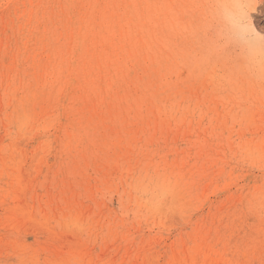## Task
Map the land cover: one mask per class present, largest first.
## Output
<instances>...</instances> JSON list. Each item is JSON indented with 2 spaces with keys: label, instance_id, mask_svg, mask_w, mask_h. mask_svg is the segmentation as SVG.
<instances>
[{
  "label": "rangeland",
  "instance_id": "obj_1",
  "mask_svg": "<svg viewBox=\"0 0 264 264\" xmlns=\"http://www.w3.org/2000/svg\"><path fill=\"white\" fill-rule=\"evenodd\" d=\"M81 1L91 4L100 0ZM109 1V3L102 1V10L99 12L100 19L102 21L104 19L103 22L107 23V36L112 37V34L115 33V39L119 45L124 44L123 51L126 52L118 50L116 54L114 53L113 56H117V58L112 60V64L109 62L111 68L107 69L108 72L112 70V75L116 73V69H120L123 73L128 71L130 78L121 90L122 99L117 102H106L105 106H101L98 109L99 112H96V118L92 117L91 123L86 122L87 133H85V129H79L81 132L77 129L80 133L78 135L80 137L83 135L82 139L78 148H72V153L63 164L56 163L47 169L45 163L42 162L47 149L45 139L48 138L49 131H52L45 128L48 124V117L41 118L38 115L32 117V114L28 120H24L22 114L18 115L16 112H12L10 106H8L10 108L6 105L2 109L0 108V155H5L3 158L0 157V161L4 159V163H0V195L5 197L0 196V264H79L80 262V264H169L171 258H176L175 256L178 257L175 259V263L186 264L192 262L189 260L193 256H199L196 254L198 253L197 249L203 250L204 243L206 249L208 246L211 247L208 248L210 257L217 256L212 251L224 248L227 251L224 256L230 260L237 259L241 264H264V224L262 223L264 222V158L257 156L259 152H264V0H236V2L224 0V3L222 0ZM231 8L235 10L232 11ZM169 14L170 16L172 14L171 18ZM107 20L109 21L107 22ZM241 28L244 29L241 30ZM112 29H115L114 33ZM154 37L157 41L154 40ZM128 50H130L131 56H128ZM162 52L164 53L162 54ZM138 62L140 63L138 64ZM145 69L147 70L145 71ZM102 78L103 72L98 73L97 81L100 83H98L99 88L96 92L97 98H100L105 92ZM152 81L154 82L150 83ZM155 86L157 90H155ZM136 92L138 93L136 94ZM47 107L48 105L41 106L40 109L44 110ZM98 114L101 117H98ZM155 116L156 118L153 120ZM3 117L4 119H2ZM96 119L97 121H95ZM124 122L126 124H123ZM2 123L5 125L3 126ZM109 125L113 128H108ZM136 128L137 131L134 132ZM170 129L172 130L170 131ZM101 131H103L102 135ZM132 133L136 136L131 135ZM175 134H178L175 137L177 139L174 138ZM129 135L131 138L135 137V143ZM139 136L140 138H138ZM145 139L148 140L145 141ZM150 139L151 141H149ZM131 140L132 142H129L128 145L127 141ZM112 141H115V145L111 143ZM190 141L192 142L190 143ZM75 143L76 141H74ZM107 144L110 145V148ZM160 144L163 145L160 146ZM241 144L246 147H242ZM98 145L101 147L99 148ZM248 145L250 146L248 147ZM128 146L130 148L127 150ZM8 147L11 148V152L8 151ZM210 149L211 151H208ZM217 150L219 151L217 152ZM225 150L228 152L226 153ZM224 152L225 155H223ZM72 154L73 156H71ZM199 154H202V157ZM221 154L222 156H220ZM144 155L146 158L142 159ZM8 156H13L11 158L15 159ZM210 159L213 161H208ZM238 159L240 161L237 163ZM254 159L256 165L252 163ZM192 161L194 164L191 163ZM17 162L20 170L16 167ZM217 166L221 170H218ZM127 167L130 169L127 170ZM222 167H226L225 171ZM13 168L16 170L14 171ZM194 168L197 169L196 172H194ZM202 168L206 169L207 174L203 173L205 171ZM39 169L43 170L40 172ZM199 170L203 174L197 173ZM221 171L223 172L221 173ZM16 173L22 174L17 176ZM192 173L196 174L192 176ZM14 175L16 179L13 177ZM226 175L229 176V179ZM200 176H203L202 179ZM171 179L173 182H170ZM224 181H229L228 186ZM199 183L201 186H197ZM215 183L217 188L213 187L211 190L213 185L216 186ZM5 184L8 185L7 188ZM220 184L222 186L225 184L226 187L222 188ZM247 184L251 185V190L248 194L244 193V196L249 195V197L243 203L248 216H243V214L237 213L234 207L240 204L237 201L243 194V192L241 193L242 186ZM12 188L13 191L10 190ZM208 189L209 192L204 194ZM213 189L215 190L213 191ZM258 189L262 190V193L258 192ZM201 193L203 197L198 195ZM15 196L18 198L15 199L16 201L14 200ZM14 202L15 209L11 205ZM7 205L8 208L13 209L12 211H16L15 215L11 210L9 213L5 209ZM214 212L215 215H213ZM6 213L9 214V217H6ZM237 218L238 220H236ZM201 220L202 222H199ZM205 231H207L206 234ZM219 233L220 235H218ZM218 239L219 241L216 242ZM171 240L174 244L172 246L170 245ZM236 240L241 241L242 244L239 245ZM199 241L200 246L197 245ZM182 242L184 246H182ZM223 243L229 246L225 247ZM191 245H196V249ZM236 245L237 247H235ZM251 246L257 248L258 251L249 261L247 256H243V253L245 254L247 249L249 251ZM175 248L177 250L186 248L187 251L181 252ZM128 249H130L129 254H126ZM171 250L174 253L176 251L177 255L172 254ZM187 252L189 254L185 255ZM210 252L213 254L210 255ZM172 255L174 256L172 257ZM187 257L190 259L187 260ZM112 258L113 260H111ZM178 259L180 262L176 261ZM186 260L187 262H185ZM202 261L201 259L199 264H202ZM173 263L174 259L170 264Z\"/></svg>",
  "mask_w": 264,
  "mask_h": 264
},
{
  "label": "bare ground",
  "instance_id": "obj_2",
  "mask_svg": "<svg viewBox=\"0 0 264 264\" xmlns=\"http://www.w3.org/2000/svg\"><path fill=\"white\" fill-rule=\"evenodd\" d=\"M102 1L103 2H107L109 3V0H100V1H94L91 4H87L85 1H81V0H0V108L2 109V107H4L5 105L10 108L12 110V112H16L18 115H21L22 118L24 120H28L31 115L33 114L32 117H35L34 115H38L39 117H48V124L45 128H47L48 130H52L51 132L49 131V136L47 139H45V145H47V149H46V156L43 159V163H45L47 169H49L50 167H53V165H55L56 163L59 164H63L65 159L70 155L72 148L75 149V147L78 148L79 142L82 139V136L80 137V133H79V129H85V133L86 129L88 128V125L86 124L87 121H91L92 117H95L96 112L98 111V109L101 106H105L106 102L109 101H120L122 99V88H124V84L129 80L130 76L128 71H125L124 73L121 72L120 69H116V73H113V75L111 74V71L108 72L107 68H111V66L109 65V62H111V64L113 63L112 60H114V58H117V56H113L114 53L116 54V52H118V50H122L125 48L124 44H120L118 43V41L115 39V29L113 31L114 34H112V37H110V33L108 34L109 36H107L108 33V29L106 24L100 19L99 12H101L102 10ZM135 1V0H134ZM133 1V2H134ZM159 1V0H158ZM163 1V0H162ZM213 1V0H212ZM224 0H222L223 2ZM228 1V0H227ZM236 2V0H234ZM137 2V1H136ZM134 2V3H136ZM155 2V1H154ZM226 2V1H225ZM229 2V1H228ZM233 2V0L231 1ZM230 2V3H231ZM234 2V3H235ZM115 3V2H114ZM148 3V2H147ZM160 3V2H159ZM216 3V2H215ZM218 3V2H217ZM224 3V2H223ZM222 3V5H224ZM151 4V3H150ZM103 5V4H102ZM140 5V4H139ZM153 5V4H152ZM164 5V4H163ZM221 5V6H222ZM226 5V4H225ZM229 5V3H228ZM235 5V4H234ZM123 6V5H122ZM126 6V5H124ZM159 6V5H158ZM233 6V5H232ZM111 7V6H110ZM157 7V6H156ZM165 7V6H163ZM217 7V6H216ZM122 8V7H120ZM153 8V6H152ZM166 8V7H165ZM229 8V7H228ZM226 8V9H228ZM234 8V7H233ZM107 9V8H106ZM154 10V9H153ZM152 10V12H153ZM218 10H219V6H218ZM221 10V9H220ZM230 10V9H228ZM232 10V8H231ZM235 10V9H234ZM232 10V11H234ZM104 11V10H103ZM117 11V9H116ZM123 11V10H122ZM231 11V13H232ZM105 12V11H104ZM127 12V11H126ZM228 12V11H226ZM106 13V12H105ZM120 13V12H119ZM176 13V11H175ZM225 13V12H224ZM238 13V12H237ZM240 13V12H239ZM243 13V12H242ZM244 14V13H243ZM111 15V14H110ZM137 15V14H136ZM226 15V14H225ZM232 15V14H231ZM235 14H233L234 16ZM124 16V15H123ZM227 16V15H226ZM237 16V15H236ZM106 17V16H105ZM114 17V16H113ZM121 17V16H120ZM169 17H172V14ZM235 17V16H234ZM241 17V16H240ZM242 17H244L242 15ZM104 18V17H103ZM108 19V18H107ZM146 19V17H145ZM151 19V18H150ZM158 19V18H157ZM156 19V20H157ZM165 19V17H164ZM230 19V18H229ZM110 20V19H109ZM107 20V22L109 21ZM114 20V19H113ZM155 20V19H154ZM173 20V19H172ZM111 21V20H110ZM150 21V20H149ZM122 22V21H121ZM164 22V21H163ZM170 23V22H169ZM127 24V23H126ZM154 24V22H153ZM176 24V23H175ZM234 24V23H233ZM237 24V22H236ZM151 25V24H149ZM158 26V25H157ZM238 26V24H237ZM236 26V27H237ZM244 27V26H242ZM127 28V27H126ZM154 28V27H153ZM160 28V27H159ZM170 28V27H169ZM177 28V27H176ZM245 28V27H244ZM243 28V29H244ZM118 29V28H117ZM116 29V30H117ZM144 29V28H143ZM171 29V28H170ZM241 28V30H243ZM178 30V29H177ZM112 33V32H111ZM141 33V31H140ZM168 34V33H167ZM180 34V33H179ZM126 35V33H125ZM124 35V36H125ZM135 35V34H134ZM139 35V34H138ZM156 35V33H155ZM174 36V35H173ZM129 37V36H128ZM131 37V36H130ZM144 37V36H143ZM168 38V37H167ZM157 39V38H156ZM174 39V38H173ZM143 40V39H141ZM155 40V37H154ZM152 41V40H150ZM157 41V40H155ZM154 41V42H155ZM165 41V40H164ZM167 42V41H166ZM177 42V41H176ZM145 43V42H144ZM180 43V42H179ZM164 44V43H163ZM176 44V43H175ZM146 45V44H144ZM153 45V44H152ZM166 45V44H164ZM163 45V46H164ZM149 47V46H148ZM174 47V46H173ZM147 48V47H146ZM178 49V48H177ZM136 50V49H135ZM158 50V48H157ZM160 51V50H159ZM126 52V51H123ZM122 52V53H123ZM128 56H131L130 50L127 51ZM135 52V51H134ZM158 52V51H157ZM155 53V52H154ZM164 52H162L163 54ZM175 53V52H174ZM121 54V53H120ZM159 55V54H158ZM177 55V54H176ZM175 55V56H176ZM126 56V55H125ZM152 57V56H151ZM122 58V57H121ZM125 58V57H124ZM161 58V57H159ZM169 58V56H168ZM137 59V58H136ZM119 60V59H118ZM129 60V59H128ZM145 60V59H144ZM176 60V59H175ZM126 61V59H125ZM136 61V60H135ZM154 61V59H153ZM157 61V60H156ZM155 61V62H156ZM179 61V60H178ZM190 61V60H189ZM146 62V60H145ZM177 62V60H176ZM140 62H138L139 64ZM144 66V65H142ZM141 66V67H142ZM155 67V65H154ZM145 68V67H144ZM159 68V67H158ZM164 68V67H163ZM91 69V70H90ZM138 69V68H137ZM115 70V69H114ZM143 70V69H142ZM147 69H145L146 71ZM154 70V69H153ZM188 70V69H186ZM165 71V70H164ZM191 71V70H190ZM103 72V78H102V82L104 84V95H102L100 98L96 97V92L98 87V73ZM130 72V71H129ZM134 73V72H133ZM139 73V71H138ZM156 73V72H155ZM154 73V74H155ZM156 75V74H155ZM139 76V75H138ZM162 76V75H161ZM100 77V76H99ZM132 77V76H131ZM156 77V76H155ZM140 78V77H139ZM138 78V79H139ZM164 78V77H163ZM158 80H160L159 78H157ZM101 80V78H100ZM146 80V79H145ZM144 80V82H145ZM149 80V78H148ZM147 80V81H148ZM153 80V79H152ZM156 80V79H155ZM162 80V79H161ZM101 82V83H102ZM154 81L150 82L153 83ZM156 83V82H155ZM158 83V82H157ZM202 83V82H201ZM163 84V83H161ZM100 85V84H99ZM102 85V84H101ZM156 85V84H155ZM130 86V84H129ZM148 86V85H147ZM128 88V86H126ZM125 87V88H126ZM135 87V86H134ZM151 87V86H150ZM102 88V87H101ZM126 88V89H127ZM157 87L155 86V90ZM101 89V90H103ZM132 89V87H131ZM141 89V88H140ZM150 89V88H149ZM125 90V89H124ZM128 90V89H127ZM137 90V89H136ZM154 90V91H155ZM127 92V91H124ZM133 92V90H132ZM130 93V92H129ZM138 92H136L137 94ZM155 93V92H154ZM99 94V93H98ZM103 94V93H102ZM126 94V93H125ZM157 95V94H156ZM155 95V96H156ZM100 96V95H99ZM126 96V95H125ZM135 96V95H134ZM159 96V95H157ZM146 98V97H145ZM159 98H161L159 96ZM140 99V97H139ZM148 99V98H147ZM126 100V99H125ZM132 101V100H131ZM138 101V100H137ZM114 102V103H115ZM126 102V101H125ZM147 103V102H146ZM148 103H149V99H148ZM109 104V103H107ZM123 104V103H122ZM121 104V105H122ZM153 104V103H152ZM48 105V107L44 110H41L40 107L41 106H46ZM128 105V104H127ZM133 105V104H132ZM141 105V104H140ZM145 105V104H144ZM148 106V104H146ZM154 105V104H153ZM117 106V105H116ZM131 106V105H130ZM146 106V108H147ZM39 107V108H38ZM110 107V106H108ZM112 107V106H111ZM118 107V106H117ZM122 107V106H121ZM43 108V107H42ZM129 108V107H128ZM140 108V106H139ZM152 108V107H151ZM38 109V110H37ZM116 109V108H114ZM126 109V108H125ZM148 109V108H147ZM10 110V111H11ZM40 110V111H39ZM108 110V109H107ZM122 110V109H121ZM124 110V109H123ZM263 110V109H262ZM125 111V110H124ZM146 111V110H145ZM150 111V110H149ZM153 108H152V112H153ZM99 112V111H98ZM108 112H110V110H108ZM129 112H131L129 110ZM219 112V111H217ZM9 115V112H7ZM102 113V112H101ZM115 113V112H114ZM145 113V112H144ZM109 114V113H108ZM107 114V115H108ZM193 114V113H192ZM214 114V113H213ZM6 115V116H7ZM106 115V117H107ZM123 115V113H122ZM146 115V114H145ZM155 115V114H154ZM13 116V115H12ZM16 116V115H15ZM100 116V114H98V117ZM126 116V115H125ZM123 116V117H125ZM193 116V115H192ZM218 116V114H217ZM20 117V116H19ZM101 117V116H100ZM105 117V118H106ZM122 117V119H123ZM143 117V115H142ZM150 117V116H149ZM203 117V115H202ZM8 118V117H7ZM96 118V117H95ZM156 118V116L153 118V120ZM4 119V117L2 118ZM1 119V121H2ZM22 119V120H23ZM144 119V118H143ZM218 119V118H217ZM20 120V121H22ZM23 120V122H24ZM102 120V119H101ZM138 120V118H137ZM145 120V119H144ZM148 120V119H147ZM146 120V122H147ZM160 120V119H159ZM163 120V119H162ZM165 120V119H164ZM15 121V119H14ZM17 121V120H16ZM41 121V120H40ZM97 121V119L95 120ZM139 121V120H138ZM157 121V120H156ZM13 122V121H12ZM22 122V123H23ZM26 122V121H25ZM126 122V121H125ZM123 124H126V123ZM135 122V121H134ZM141 122V121H140ZM170 122V121H168ZM91 123V122H90ZM89 123V124H90ZM110 123V122H109ZM148 123V122H147ZM164 123V122H163ZM173 123V122H171ZM170 123V124H171ZM183 123V122H182ZM3 126L5 125V123H2ZM14 124V123H12ZM18 124V123H17ZM95 124V123H94ZM129 124V123H128ZM133 124V123H132ZM131 124V125H132ZM138 124V123H137ZM166 124V123H165ZM185 124V123H184ZM183 124V125H184ZM190 124V123H189ZM188 124V127L190 126ZM93 125V124H91ZM99 125V124H98ZM105 126V124H103ZM108 125V124H106ZM180 125V124H179ZM12 126V125H10ZM16 126V125H15ZM103 126V127H104ZM110 126V125H109ZM118 126V125H116ZM169 126V125H168ZM172 126V125H171ZM1 127V125H0ZM14 127V126H13ZM18 127V126H17ZM16 127V128H17ZM38 127V126H37ZM106 127V126H105ZM104 127V128H105ZM112 126L108 127L111 128ZM126 127V126H125ZM129 127V126H128ZM10 128V127H9ZM35 128V127H34ZM96 128V127H95ZM113 128V127H112ZM111 128V129H112ZM116 128V127H115ZM127 128V127H126ZM130 128V127H129ZM134 128V127H132ZM139 128V127H138ZM155 128V127H154ZM176 128V127H175ZM179 128V127H178ZM177 128V129H178ZM186 128V127H185ZM79 131H78V130ZM117 129V128H116ZM180 130V129H178ZM198 129V128H197ZM196 129V131H197ZM46 130V129H45ZM47 130V131H48ZM115 130V129H114ZM111 130V131H114ZM118 130V129H117ZM132 130V129H131ZM134 130V129H133ZM146 130V129H145ZM151 130V129H149ZM172 129H170L171 131ZM174 130V129H173ZM186 130V129H185ZM191 130V129H190ZM241 130V129H240ZM46 131V132H47ZM95 131V130H94ZM92 131V132H94ZM116 131V130H115ZM130 131V130H129ZM137 131V128L134 130V132ZM143 131V130H142ZM167 131V130H166ZM187 131V130H186ZM193 131V130H192ZM190 131V132H192ZM235 131V130H232ZM243 130H241L242 132ZM250 131V130H249ZM263 131V130H262ZM81 132V131H80ZM100 132V131H99ZM101 135L103 134V131H101ZM155 132V130H154ZM162 132V130H161ZM180 132V131H179ZM248 132V131H247ZM252 132V131H251ZM259 132V130H258ZM108 133V132H107ZM111 133V132H110ZM108 133V134H110ZM114 133V132H113ZM112 133V134H113ZM153 133V132H152ZM184 133V132H183ZM240 133V132H239ZM243 133V132H242ZM253 133H255V131L253 130ZM79 134V135H78ZM155 134V133H154ZM186 134V133H185ZM244 134V133H243ZM93 135V133H92ZM99 135V134H98ZM120 135V134H119ZM131 135H135L136 134H131ZM167 135L169 136L168 132ZM166 135V136H167ZM178 134L174 135V138L177 136ZM180 135V134H179ZM184 135V134H183ZM199 135V133H198ZM197 135V136H198ZM242 135V134H241ZM246 135V134H245ZM248 135V134H247ZM251 135V134H250ZM264 135V134H263ZM96 136V135H94ZM122 136V135H121ZM130 136V135H129ZM187 136V135H186ZM255 136V135H254ZM101 137V136H99ZM105 137V134H104ZM111 137V136H110ZM152 137V135H151ZM150 137V138H151ZM183 137V136H182ZM185 137V135H184ZM241 137V136H240ZM103 138V137H101ZM114 138V137H113ZM112 138V139H113ZM118 138V136H117ZM131 138V136H130ZM140 138V136L138 137ZM148 138V137H147ZM181 138V137H178ZM195 138V137H194ZM254 138V137H252ZM107 139V137H106ZM105 139V140H106ZM121 139V138H120ZM129 139V138H128ZM133 141L135 139V137L131 138ZM164 139V138H163ZM177 139V138H175ZM174 139V140H175ZM185 139V138H184ZM247 139V138H246ZM42 140V139H41ZM98 140V138H97ZM131 141H127V144ZM148 139H145V141ZM161 140V139H160ZM159 140V141H160ZM167 140V139H166ZM181 140V139H180ZM249 140V139H248ZM252 140V139H251ZM74 141H76V143L74 144ZM108 141V140H107ZM111 141V140H110ZM119 141V140H117ZM123 141V139H122ZM138 141V140H137ZM142 141V139H141ZM140 141V142H141ZM151 141V139L149 140ZM185 141V140H184ZM239 141V140H238ZM258 141V140H257ZM263 141V139H262ZM88 142V141H87ZM103 142H105L103 140ZM153 142V141H152ZM164 142V141H163ZM178 142V140H177ZM192 141H190L191 143ZM196 142V141H195ZM202 142V141H201ZM231 142V141H230ZM237 142V141H236ZM249 142V141H248ZM264 142V141H263ZM83 143V142H82ZM97 144H99V142H96ZM95 143V145H96ZM109 143V142H107ZM114 143L115 145V141L111 142ZM117 143V142H116ZM135 143V141H134ZM139 143V142H137ZM142 143V142H141ZM146 143V142H145ZM151 143V142H150ZM174 143V142H173ZM10 144V143H8ZM110 144V143H109ZM122 144V143H121ZM124 144V143H123ZM143 144V143H142ZM152 144V143H151ZM167 144V143H166ZM179 144V143H178ZM228 144V143H227ZM234 144V142H233ZM238 144V143H237ZM247 144V142H246ZM44 145V146H45ZM91 145V144H90ZM89 145V146H90ZM101 145V143H100ZM104 145V144H102ZM108 145V144H107ZM113 145V144H110ZM108 145V147L110 146ZM113 145V146H114ZM119 146V144H117ZM129 145V144H128ZM137 145V144H136ZM156 145V143H155ZM163 145V144H162ZM160 144V146H162ZM223 145V144H222ZM226 145V144H225ZM236 145V144H235ZM234 145V148L236 149ZM242 145V144H241ZM252 145V144H251ZM257 145V144H256ZM9 146V145H8ZM126 146V145H125ZM174 146V145H173ZM179 146V145H178ZM185 146V145H184ZM187 146V145H186ZM233 146V145H232ZM244 145H242L243 147ZM250 145H248L249 147ZM99 147V145H98ZM101 147V146H100ZM99 147V148H100ZM157 147V146H156ZM208 147V146H207ZM226 147V146H225ZM240 147V146H239ZM241 147V148H242ZM246 147V146H244ZM247 147V148H248ZM261 147V146H260ZM45 148V147H44ZM82 148V147H81ZM110 148V147H109ZM120 148V147H118ZM118 148H116L118 150ZM123 148V147H122ZM127 150L130 148L129 146L126 147ZM137 148V147H136ZM140 148V147H139ZM146 148V147H144ZM149 148V146H148ZM162 148V147H161ZM169 148V147H168ZM177 148V147H176ZM187 148V147H186ZM190 148V147H189ZM196 148V147H195ZM199 148V147H198ZM218 148V147H217ZM222 148V147H221ZM227 148V147H226ZM230 148V147H229ZM246 148V149H247ZM262 148V147H261ZM104 149V148H102ZM106 149V148H105ZM121 149V148H120ZM154 149V148H152ZM212 149V148H211ZM208 150V151H211ZM215 149V148H214ZM233 149V148H232ZM249 149V148H248ZM11 148L8 147V151H10ZM45 150V149H44ZM110 150V149H107ZM113 150V148H112ZM122 150V149H121ZM125 150V149H124ZM123 150V151H124ZM140 150V149H139ZM145 150V149H144ZM160 150V149H159ZM202 150V148H201ZM207 150V149H204ZM221 150V149H220ZM238 150V149H237ZM240 150V148H239ZM262 150V149H260ZM12 151V150H11ZM10 151V152H11ZM96 151V150H95ZM103 151V150H102ZM101 151V153H102ZM120 151V150H119ZM150 151V150H149ZM157 151V149H156ZM181 151V150H180ZM183 151V150H182ZM196 151V150H194ZM200 151V150H199ZM213 151V150H212ZM219 150H217L218 152ZM226 151V150H225ZM234 151V150H233ZM245 151V150H244ZM247 151V150H246ZM99 152V151H98ZM97 152V153H98ZM115 152V150H114ZM113 152V153H114ZM142 152V151H141ZM144 152V151H143ZM147 152V151H145ZM177 152V151H176ZM206 152V151H205ZM204 152V153H205ZM216 152V151H215ZM228 151H226L227 153ZM243 152V151H242ZM241 152V153H242ZM45 153V152H44ZM78 153V151H77ZM94 153V152H93ZM110 153V152H109ZM112 153V152H111ZM110 153V154H111ZM190 153V152H187ZM210 153V152H208ZM251 153V152H250ZM254 153V152H253ZM12 154V153H11ZM88 154V153H87ZM95 154V153H94ZM93 154V155H94ZM108 154V152H107ZM167 154V152H166ZM174 154V152L172 153V155ZM196 154V153H195ZM219 154V153H218ZM235 154V152H234ZM10 155V154H9ZM14 155V154H12ZM83 155V153H82ZM97 155V154H96ZM102 155V154H101ZM118 155V154H117ZM141 155V154H140ZM139 155V156H140ZM156 155V154H155ZM168 155V154H167ZM193 155V154H192ZM191 155V156H192ZM200 155V154H199ZM204 155V154H203ZM225 155V152L224 154ZM228 155V154H227ZM226 155V156H227ZM3 156H5L4 154L0 155L1 158H3ZM73 156V154L71 155ZM76 156V155H75ZM92 156V155H91ZM137 156V155H136ZM138 156V157H139ZM147 156V155H146ZM150 156V155H149ZM169 156V155H168ZM176 156V154H175ZM183 156V155H182ZM196 156V155H195ZM202 157V154L200 155ZM199 156V157H200ZM206 156V155H205ZM203 156V157H205ZM210 156V155H208ZM207 156V157H208ZM222 156V154L220 155ZM229 156V155H228ZM246 156V155H244ZM258 157H262L264 158V152H259ZM9 157V156H8ZM13 157V156H11ZM9 157V158H11ZM93 157V156H92ZM91 157V159H92ZM106 157V156H105ZM148 157V156H147ZM161 157V156H160ZM213 157H215L213 155ZM212 157V158H213ZM96 158V157H95ZM99 158V157H98ZM143 158H146L145 155ZM188 158V157H186ZM219 158V157H218ZM254 158V157H253ZM11 159H15V158H11ZM90 159V160H91ZM101 159V158H100ZM161 159V158H159ZM185 159V158H184ZM194 159V158H193ZM196 159V158H195ZM200 159V158H199ZM209 159V158H207ZM217 159V158H215ZM225 159V158H224ZM228 159V158H227ZM3 161H0L4 163V159H2ZM9 160V159H7ZM6 160V161H7ZM17 160V159H16ZM94 160V159H92ZM98 160V159H97ZM102 160V159H101ZM141 160V159H140ZM146 160V159H145ZM149 160V159H148ZM167 160H169V158H167ZM189 160V159H188ZM198 160V157H197ZM221 160V159H220ZM243 160V159H242ZM241 160V161H242ZM258 160V159H257ZM73 161V160H72ZM117 161V160H116ZM114 161V162H116ZM176 161V160H175ZM200 161V160H199ZM208 161H213V160H208ZM223 161V160H222ZM235 161V160H234ZM237 163L238 161H240L239 159L236 160ZM246 161V159H245ZM259 161V160H258ZM13 162H15V160H13ZM91 162V161H90ZM97 162V161H96ZM142 162V161H141ZM140 162V164H141ZM148 162V161H147ZM146 162V163H147ZM190 162V161H189ZM197 162V161H196ZM218 162V159H217ZM217 162H213V163H217ZM225 162V161H224ZM222 162V163H224ZM255 162L252 161V163ZM260 162V161H259ZM2 163V165H3ZM18 163V162H17ZM41 163V161H40ZM86 163V162H85ZM84 163V164H85ZM93 163V161L91 162ZM95 163V162H94ZM155 163V162H154ZM168 163V162H167ZM182 163V161H181ZM193 163V161L191 162ZM207 163V162H206ZM212 163V165H213ZM219 163V162H218ZM228 163V162H227ZM8 164V163H7ZM6 164V165H7ZM16 164V163H14ZM96 164V163H95ZM169 164V163H168ZM188 164V163H186ZM194 164V163H193ZM199 164V162H198ZM197 164V165H198ZM205 164V163H204ZM244 164V162H243ZM248 165V163H246ZM250 164V163H249ZM256 165V163H254ZM264 164V163H263ZM114 165V164H113ZM131 165V164H130ZM151 165V164H150ZM159 165V164H157ZM200 165V164H199ZM211 165V166H212ZM215 165V164H214ZM237 165V164H236ZM246 165V166H247ZM14 165L12 164V167ZM93 167V165H91ZM95 166V165H94ZM124 166V165H122ZM153 166V165H152ZM179 166V163H178ZM183 166V165H182ZM187 166V165H185ZM194 166V165H193ZM205 166V165H204ZM216 166V165H215ZM213 166V167H215ZM220 166V165H218ZM217 166V167H218ZM226 166V165H225ZM229 166V164H228ZM9 167V166H8ZM16 167L19 168V163L16 164ZM116 167V166H115ZM121 167V166H120ZM143 167V166H142ZM151 167V166H150ZM170 167V165H169ZM168 167V168H169ZM181 167V166H180ZM189 167V165H188ZM195 167V166H194ZM199 167V166H198ZM206 167V166H205ZM211 167V168H213ZM224 167V165H223ZM222 167V168H223ZM259 167V165H258ZM4 168V167H3ZM7 168V167H6ZM76 168V167H75ZM94 168V167H93ZM139 168V167H138ZM167 168V167H166ZM172 168V167H171ZM191 168V167H190ZM210 168V167H209ZM226 168V167H225ZM225 168H223V170L225 171ZM232 168V167H231ZM235 168V167H234ZM233 168V169H234ZM262 168V167H261ZM260 168V169H261ZM5 169V168H4ZM80 169V168H79ZM95 169V168H94ZM130 168L127 167V170H129ZM149 169V168H148ZM178 169V168H177ZM189 169V168H188ZM200 169V167H199ZM218 170L221 168L218 167ZM237 169V168H236ZM13 170L15 171L16 169L13 168ZM43 169H41L42 171ZM90 170V169H89ZM124 170V169H123ZM137 170V169H136ZM147 170V169H146ZM172 170V169H171ZM193 170V169H191ZM195 170V171H194ZM194 172H196L197 169L194 168ZM203 171L204 168H202ZM207 170H209L207 168ZM214 170V169H213ZM40 171V169H39ZM40 171V172H41ZM111 171V170H110ZM149 171V170H148ZM151 171V170H150ZM179 171V170H178ZM191 171V172H193ZM262 171V170H261ZM187 172V171H186ZM193 172V173H194ZM209 172V171H208ZM223 171H221L222 173ZM230 172V170H229ZM7 173V172H6ZM37 173H39L37 171ZM59 173V172H58ZM82 173V172H81ZM90 173V172H89ZM131 173V172H130ZM135 173V172H134ZM133 173V174H134ZM141 173V172H140ZM192 173V176H194ZM197 173H202L197 172ZM203 173H206L203 172ZM202 173V174H203ZM215 173V172H214ZM8 174V173H7ZM18 174H22V173H16L15 175L18 176ZM56 174V173H55ZM88 174V171H87ZM91 174V173H90ZM129 174V173H128ZM181 174V173H180ZM207 174V173H206ZM205 174V175H206ZM218 174V172H217ZM224 174V173H223ZM222 174V175H223ZM230 174V173H229ZM228 174V175H229ZM9 175V174H8ZM7 177H10L8 176ZM15 175L13 176L15 178ZM19 175V176H20ZM148 175V174H147ZM153 175V174H152ZM198 175V174H197ZM204 175V176H205ZM216 175V173H215ZM214 175V176H215ZM220 175V174H219ZM226 175V176H228ZM56 176V175H55ZM59 176V175H58ZM65 176V175H64ZM63 176V177H64ZM133 176V175H132ZM138 176V175H137ZM199 176V175H198ZM198 176L197 179H198ZM210 176V175H209ZM212 176V177H214ZM218 176V175H217ZM225 176V177H226ZM232 176V175H231ZM230 176V177H231ZM258 176V175H257ZM83 177V176H82ZM182 177V175H181ZM189 177V176H188ZM187 177V179H188ZM191 177V175H190ZM203 176H200V178ZM216 177V176H215ZM224 177V178H225ZM237 177V176H236ZM11 178V177H10ZM9 178V179H10ZM47 178V177H46ZM57 178V177H55ZM218 178V177H217ZM220 178V177H219ZM232 178H234V176H232ZM16 179V178H15ZM146 179V178H145ZM168 179L170 180V178L168 177ZM181 179V178H180ZM184 179V178H182ZM194 179V177H193ZM202 179V178H201ZM200 179V180H201ZM206 179V178H205ZM211 179V178H210ZM229 179V176L228 178ZM236 179V178H235ZM5 180V179H4ZM58 180V179H57ZM56 180V181H57ZM80 180V179H79ZM176 180V179H175ZM196 180V178H195ZM217 180V179H216ZM220 179H218L219 181ZM232 180V179H231ZM253 180V179H252ZM7 181V179H6ZM146 182V180H144ZM166 181V180H165ZM205 181V180H204ZM213 182V180H211ZM221 181V180H220ZM230 181V180H229ZM228 181V182H229ZM233 181V180H232ZM231 181V182H232ZM48 182V181H47ZM69 182V181H68ZM108 182V181H107ZM148 182V181H147ZM168 182V181H166ZM170 182H173L172 179ZM176 182V181H174ZM181 182V181H180ZM189 182V181H187ZM199 182V181H198ZM215 182V180H214ZM226 183V185L228 184L227 181H224ZM236 182V181H235ZM251 182V181H250ZM253 182V181H252ZM255 182V181H254ZM184 183H186L184 181ZM201 183V182H200ZM199 183V185L197 186H201ZM247 183V182H246ZM256 183V182H255ZM260 183V182H259ZM262 183V181H261ZM264 183V181H263ZM3 184V183H2ZM11 184V183H10ZM80 184V183H79ZM153 184V183H152ZM165 184V183H164ZM174 184V183H173ZM182 184V183H181ZM187 184V183H186ZM194 184V182H193ZM192 184V185H193ZM209 184V183H208ZM207 184V185H208ZM214 184V183H213ZM6 185V184H5ZM47 185V184H46ZM86 185V183H85ZM84 185V186H85ZM116 185V184H115ZM135 185V183H134ZM147 185V184H146ZM160 185V184H159ZM167 185V184H166ZM169 185V184H168ZM172 185V184H171ZM176 185V184H175ZM185 185V184H184ZM205 185V184H204ZM205 185V186H207ZM216 185V183H215ZM221 187L223 188L225 186V184H223L224 186H222V184H220ZM240 185V184H239ZM8 185H6L7 188ZM42 186V185H41ZM58 186V185H57ZM70 186V185H69ZM133 186V185H131ZM140 186V185H139ZM150 186H152L150 184ZM177 186V185H176ZM209 186V185H208ZM228 186V185H227ZM238 186V185H236ZM235 186V187H236ZM258 186V185H257ZM261 186V185H260ZM10 187V186H9ZM117 187V186H116ZM189 187V186H188ZM211 187V186H209ZM213 187L217 188L216 186H212L210 189L212 190ZM226 187V186H225ZM151 188V187H150ZM149 188V189H150ZM162 188V187H161ZM159 188V189H161ZM179 189L180 186H178ZM183 188V187H182ZM215 188V189H216ZM251 188V185L247 184L242 186L241 189V193L243 192V194L240 195V197L238 198V203H240L238 206L234 207L236 208L237 213L243 214V216L247 215V209L244 208L245 204L243 203L244 200H246L249 195L244 196V193L248 194L250 193L249 190ZM255 188V187H254ZM89 189V188H88ZM143 189V188H142ZM147 189V188H146ZM184 189V188H183ZM199 189V188H198ZM213 189V191L215 190ZM220 189V187H219ZM13 191V188L10 189ZM38 190V189H37ZM91 190V187H90ZM202 190V188H201ZM239 190V189H238ZM255 190V189H254ZM2 191V189H1ZM56 191V190H55ZM54 191V192H55ZM81 191V189H80ZM205 191V189H204ZM228 191V190H227ZM234 191V190H233ZM37 192V191H36ZM76 192V191H75ZM190 192H193L190 190ZM196 192V191H195ZM209 189L204 192V194L208 193ZM258 192L262 193V190L258 189ZM7 193V191H6ZM82 193V192H80ZM147 193V192H146ZM197 193V192H196ZM195 193V194H196ZM212 193V192H211ZM229 193V192H228ZM3 194V193H2ZM47 194V191H46ZM88 194V192H87ZM194 194V193H193ZM203 194V195H204ZM231 194V193H230ZM7 195V194H6ZM48 195V194H47ZM70 195V193H69ZM82 195V194H81ZM80 195V196H81ZM147 195V194H146ZM190 195H192L190 193ZM199 196H202L198 194ZM197 195V196H198ZM225 195V194H224ZM1 196V195H0ZM14 196V195H13ZM12 196V197H13ZM63 196V195H62ZM198 196V197H199ZM232 196V195H231ZM2 197V196H1ZM0 197V198H1ZM4 197V196H3ZM2 197V198H3ZM130 197L131 194H130ZM157 197V196H156ZM192 197H196V196H192ZM203 197V196H202ZM205 197V196H204ZM235 197V196H234ZM264 197V196H263ZM5 198V197H4ZM64 198V196H63ZM197 198V197H196ZM201 198V197H200ZM218 198V197H217ZM231 198V197H230ZM13 199V198H12ZM17 200L18 198L15 196L14 200ZM156 199V198H154ZM203 199V198H202ZM227 199V198H226ZM1 200V199H0ZM15 200V201H16ZM130 200V199H129ZM8 201V200H7ZM41 201V199H40ZM146 201V200H145ZM154 201V200H153ZM222 201V200H221ZM232 201V200H231ZM10 202V201H9ZM223 202V201H222ZM227 202V200H226ZM225 203V202H224ZM223 203V204H224ZM14 204V205H13ZM11 204L12 208H14L13 206L15 205V202ZM141 204V203H140ZM139 204V205H140ZM144 204V203H143ZM235 204V203H234ZM10 205V204H9ZM147 205V204H146ZM149 205V204H148ZM144 206V205H143ZM225 206V205H224ZM8 208V205L6 206ZM217 207V206H215ZM227 207V206H225ZM258 207V206H257ZM5 208V206H4ZM5 208L6 210H11L12 214H14V212H16L15 210L12 211L13 209L11 207H9L8 209ZM229 208V207H228ZM4 209V210H5ZM15 209V208H14ZM262 209V208H261ZM260 209V210H261ZM214 210V209H213ZM218 210V209H217ZM228 210V209H227ZM233 210V209H232ZM251 210V209H250ZM254 210V209H253ZM219 211V210H218ZM226 211V210H225ZM235 211V210H234ZM209 212V211H208ZM228 212V211H227ZM231 212V211H230ZM252 212V211H251ZM262 212V211H261ZM260 212V214H261ZM10 213V211H9ZM7 214V213H6ZM208 214V213H207ZM212 214V213H211ZM216 213L214 212L213 215H215ZM220 214V213H219ZM224 214V213H222ZM221 214V215H222ZM235 214V213H234ZM259 214V217H260ZM9 214L6 215V217ZM15 215V214H14ZM13 215V217L15 218V216ZM210 215V214H209ZM233 215V214H232ZM238 215V214H237ZM254 215V214H253ZM257 215V214H256ZM263 215V214H262ZM11 216V214H10ZM208 216V215H207ZM220 216V215H219ZM241 216V215H240ZM248 216V215H247ZM252 216V214H251ZM12 217V219H13ZM96 217V216H95ZM214 217V216H213ZM217 217V216H216ZM240 218V217H239ZM255 218V217H254ZM222 219V218H221ZM220 219V220H221ZM229 219V218H228ZM233 219V218H232ZM231 219V220H232ZM247 219V218H246ZM249 219V218H248ZM261 219V218H260ZM238 220V218L236 219ZM252 220V219H251ZM259 220V218H258ZM257 220V221H258ZM193 221V220H192ZM222 221V220H221ZM229 221V220H228ZM227 221V222H228ZM245 221V220H244ZM256 221V220H255ZM197 222V221H196ZM199 222H202L199 221ZM204 222V221H203ZM209 222V221H208ZM88 223V222H87ZM214 223V221H213ZM219 223V222H217ZM233 223V221H232ZM241 223V222H240ZM245 223V222H244ZM242 223V224H244ZM248 223V222H247ZM250 223V222H249ZM264 224V222H262ZM101 224V223H100ZM119 224V223H118ZM220 224V223H219ZM213 225V224H212ZM215 225V224H214ZM224 225V224H223ZM233 225V224H232ZM257 225V224H256ZM259 225V224H258ZM239 226V225H238ZM196 227V226H195ZM214 227V226H213ZM230 227V226H229ZM243 227V226H242ZM256 227V226H255ZM253 227V228H255ZM192 228V227H191ZM211 228V227H210ZM228 228V226H227ZM240 229V227H238ZM249 228V227H248ZM262 228V227H261ZM193 229V228H192ZM191 229V230H192ZM218 229V228H217ZM231 229V228H229ZM219 230V229H218ZM224 230V229H223ZM235 230V229H234ZM243 230V229H242ZM252 230V228H251ZM255 230V229H254ZM196 231V230H195ZM210 231V230H209ZM231 232V230H229ZM182 232V231H181ZM189 232V231H188ZM187 232V233H188ZM194 232V230H193ZM198 232V231H197ZM211 232V231H210ZM213 232V231H212ZM215 232V231H214ZM239 232H243V231H239ZM253 232V231H252ZM251 232V233H252ZM207 233V231H205V234ZM217 233V232H216ZM221 233V232H220ZM220 233L218 235H220ZM238 233V232H237ZM250 233V232H249ZM194 234V233H193ZM209 234V232H208ZM225 234V233H224ZM246 234V233H245ZM261 234V233H260ZM259 234V235H260ZM188 235V234H187ZM200 235V234H199ZM214 235V234H213ZM240 235V234H239ZM256 235V234H255ZM258 235V236H259ZM216 236V234H215ZM222 236V235H221ZM219 236V237H221ZM224 236V235H223ZM229 236V235H227ZM226 236V238H228ZM237 236V235H236ZM242 236V235H241ZM248 236V235H247ZM189 237V236H188ZM192 237V236H190ZM185 238V237H184ZM195 238V237H194ZM204 238V237H202ZM207 237H205L204 239H206ZM217 238V236H216ZM259 238V237H258ZM183 239V238H181ZM190 239V238H189ZM188 239V240H189ZM211 239V238H210ZM209 239V240H210ZM220 239V238H219ZM216 240L217 241H219ZM223 239V237H222ZM230 239V238H229ZM252 239V238H251ZM263 239V238H261ZM191 240V239H190ZM213 240V239H212ZM211 240V241H212ZM240 240V238H239ZM129 241V240H128ZM132 241V240H131ZM195 241V240H194ZM201 241V240H200ZM200 241L197 242V245L200 246ZM232 241V240H231ZM234 241V240H233ZM243 241V240H242ZM264 241V240H263ZM127 242V241H126ZM192 242V241H191ZM228 242V241H227ZM236 242L241 245L242 242L241 241H237ZM170 245L172 246V240L170 241ZM188 243V242H187ZM257 243V242H256ZM264 243V242H263ZM262 243V244H263ZM120 244V243H119ZM127 244V243H126ZM132 243H130L131 245ZM164 244V243H163ZM185 247H186V242L184 243ZM195 244V242H194ZM203 244V243H202ZM212 244V243H211ZM211 244H207V245H211ZM225 245V247H227L228 244L223 243ZM221 244V245H223ZM261 244V243H260ZM128 245V244H127ZM159 245V244H158ZM174 245V244H173ZM189 245V244H188ZM217 245V244H216ZM232 245V244H231ZM248 245V244H247ZM256 245V244H255ZM259 245V244H258ZM132 246V245H131ZM130 246V247H131ZM164 246V245H163ZM170 246V247H171ZM182 246L183 242H182ZM195 246L196 249V245H191V247ZM229 246V245H228ZM249 246V245H248ZM127 247V248H130ZM176 247V246H175ZM188 247V246H187ZM202 247H206L205 243ZM214 247V246H213ZM224 247V246H223ZM231 247V246H230ZM237 247V245L235 246ZM252 247V246H251ZM260 247V246H259ZM119 248V247H118ZM122 248V247H121ZM124 248V246H123ZM125 248V249H127ZM165 248V247H163ZM174 248V246H173ZM179 248V247H177ZM177 248H175V250H177ZM201 248V247H200ZM203 250L198 251L199 256H193L192 254V259H190L189 257H187L190 259L189 261H192L191 263H186V264H199L201 259L202 264H241L238 262L237 259H232L230 260V258L225 257L224 255L227 253L226 250H224V248H221V250H216V251H212L215 250V248H212V252L216 253L217 256L215 257H210L208 255V252L210 250H208V248H211L208 246V248H205V251ZM172 249V247H171ZM190 249V248H189ZM188 249V251H189ZM194 249V248H192ZM217 249V248H216ZM226 249V248H225ZM229 249V248H228ZM227 249V250H228ZM124 250V249H123ZM161 250V249H160ZM181 250V252L183 251H187L186 248L183 250V248L178 249ZM177 250V251H178ZM260 250V249H259ZM118 251V250H117ZM127 252L130 251V249L126 250ZM236 251V250H235ZM234 251V252H235ZM246 251V249H245ZM244 251V252H245ZM258 250L257 248H250L249 251L247 249V252L244 254L243 256H247V259L250 261L253 258V255H255L254 253H256ZM124 252V251H123ZM126 254H129V252ZM168 252V251H166ZM165 252V253H166ZM170 252V251H169ZM168 252V253H169ZM180 252V253H181ZM167 253V254H168ZM171 253L173 254V250H171ZM176 254V251L174 253ZM189 253L187 252L185 255H188ZM213 254L210 252V255ZM184 255V254H183ZM184 255V257H185ZM190 255V257H191ZM237 255V254H236ZM258 255V254H257ZM170 256V255H169ZM174 255H172L173 257ZM179 256V255H178ZM242 256V257H243ZM136 257V256H135ZM176 258H178L177 256H175ZM180 257V256H179ZM236 257V256H235ZM143 258V257H142ZM171 258V257H170ZM169 258V259H170ZM176 258H171V261H173L174 259V263H175V259ZM181 258V257H180ZM200 258V259H199ZM258 258V257H257ZM259 259V258H258ZM113 260V258L111 259ZM135 260V259H134ZM167 260V258H166ZM184 260V259H183ZM187 260L185 262H187ZM139 261V260H138ZM169 261V260H168ZM171 261H169V264L171 263ZM178 262H180V260H176ZM121 262V261H120ZM182 262V261H181ZM204 262V263H203ZM252 262V261H251ZM250 262V263H251ZM259 262V261H258ZM81 263V262H80ZM79 263V264H80ZM139 263V262H137ZM173 263V264H174ZM255 263V262H254ZM257 263V262H256ZM90 264V263H89ZM103 264V263H101ZM140 264V263H139ZM177 264V262L175 263ZM179 264V263H178Z\"/></svg>",
  "mask_w": 264,
  "mask_h": 264
}]
</instances>
